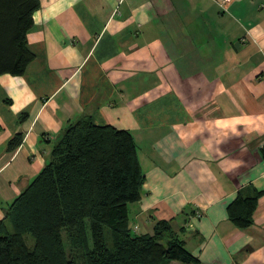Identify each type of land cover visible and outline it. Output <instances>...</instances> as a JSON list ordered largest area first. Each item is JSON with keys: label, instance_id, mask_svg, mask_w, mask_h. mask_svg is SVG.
Masks as SVG:
<instances>
[{"label": "crops", "instance_id": "0c3cea01", "mask_svg": "<svg viewBox=\"0 0 264 264\" xmlns=\"http://www.w3.org/2000/svg\"><path fill=\"white\" fill-rule=\"evenodd\" d=\"M26 39L0 73V218L89 115L134 136V231L172 217L199 264H264V0H39ZM238 194L257 196L246 226Z\"/></svg>", "mask_w": 264, "mask_h": 264}, {"label": "trees", "instance_id": "16d2710c", "mask_svg": "<svg viewBox=\"0 0 264 264\" xmlns=\"http://www.w3.org/2000/svg\"><path fill=\"white\" fill-rule=\"evenodd\" d=\"M38 5L0 0V73L21 74L32 59L26 33ZM20 140L16 134L9 146ZM144 179L131 131L81 116L0 218V264H199L172 217L156 219L152 232L131 228L129 203ZM256 198L238 194L229 203L235 224L251 223Z\"/></svg>", "mask_w": 264, "mask_h": 264}, {"label": "built area", "instance_id": "2783aa9c", "mask_svg": "<svg viewBox=\"0 0 264 264\" xmlns=\"http://www.w3.org/2000/svg\"><path fill=\"white\" fill-rule=\"evenodd\" d=\"M221 6L224 7L225 3L229 0H216ZM136 226V225H135ZM135 228V227H134Z\"/></svg>", "mask_w": 264, "mask_h": 264}, {"label": "water", "instance_id": "95a60500", "mask_svg": "<svg viewBox=\"0 0 264 264\" xmlns=\"http://www.w3.org/2000/svg\"><path fill=\"white\" fill-rule=\"evenodd\" d=\"M236 43L238 44V41H235V44H236Z\"/></svg>", "mask_w": 264, "mask_h": 264}]
</instances>
